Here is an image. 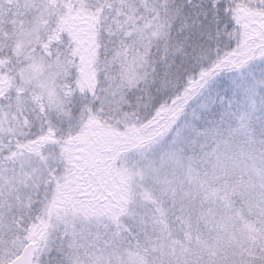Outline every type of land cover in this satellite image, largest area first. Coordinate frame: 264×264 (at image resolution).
<instances>
[{
	"label": "snow or ice",
	"instance_id": "obj_1",
	"mask_svg": "<svg viewBox=\"0 0 264 264\" xmlns=\"http://www.w3.org/2000/svg\"><path fill=\"white\" fill-rule=\"evenodd\" d=\"M0 264H264V0H0Z\"/></svg>",
	"mask_w": 264,
	"mask_h": 264
}]
</instances>
